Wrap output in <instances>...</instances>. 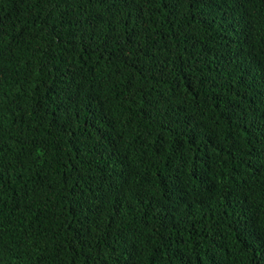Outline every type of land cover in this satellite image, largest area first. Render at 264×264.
Wrapping results in <instances>:
<instances>
[{
	"label": "trees",
	"instance_id": "1",
	"mask_svg": "<svg viewBox=\"0 0 264 264\" xmlns=\"http://www.w3.org/2000/svg\"><path fill=\"white\" fill-rule=\"evenodd\" d=\"M0 264H264V0H0Z\"/></svg>",
	"mask_w": 264,
	"mask_h": 264
}]
</instances>
